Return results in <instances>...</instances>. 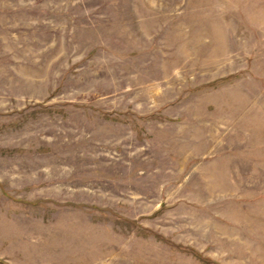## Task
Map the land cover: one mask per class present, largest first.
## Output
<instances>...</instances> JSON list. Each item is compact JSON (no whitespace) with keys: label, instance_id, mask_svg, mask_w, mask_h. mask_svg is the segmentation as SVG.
Here are the masks:
<instances>
[{"label":"rangeland","instance_id":"obj_1","mask_svg":"<svg viewBox=\"0 0 264 264\" xmlns=\"http://www.w3.org/2000/svg\"><path fill=\"white\" fill-rule=\"evenodd\" d=\"M0 264H264V0H0Z\"/></svg>","mask_w":264,"mask_h":264}]
</instances>
